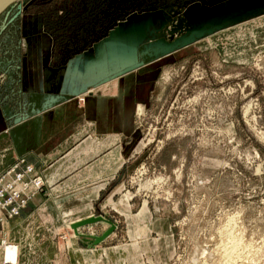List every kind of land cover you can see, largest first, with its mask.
<instances>
[{
  "label": "rangeland",
  "instance_id": "obj_1",
  "mask_svg": "<svg viewBox=\"0 0 264 264\" xmlns=\"http://www.w3.org/2000/svg\"><path fill=\"white\" fill-rule=\"evenodd\" d=\"M17 165L0 264H264V0L13 1L0 177Z\"/></svg>",
  "mask_w": 264,
  "mask_h": 264
},
{
  "label": "built area",
  "instance_id": "obj_2",
  "mask_svg": "<svg viewBox=\"0 0 264 264\" xmlns=\"http://www.w3.org/2000/svg\"><path fill=\"white\" fill-rule=\"evenodd\" d=\"M18 167L19 165L5 176L0 177V210L1 212L5 211L8 218L19 216L21 210L27 204V193L31 186L28 176L32 173V168H27V173L24 176L16 172ZM41 185V181H36V187H41ZM15 261L9 263L14 264ZM6 263H8L7 260Z\"/></svg>",
  "mask_w": 264,
  "mask_h": 264
},
{
  "label": "water",
  "instance_id": "obj_3",
  "mask_svg": "<svg viewBox=\"0 0 264 264\" xmlns=\"http://www.w3.org/2000/svg\"><path fill=\"white\" fill-rule=\"evenodd\" d=\"M12 3V2H11ZM11 3H9V4H7V6H5L4 7V9L5 8H7L8 7V5H10ZM102 221H104V222H107V223H110L109 221H107L105 218H103V217H88V218H86V219H83V220H81V221H79V222H77V223H75L74 225H73V230L77 233V230L79 229V228H82V227H86V226H89V225H93V224H95V223H98V222H102ZM111 224V223H110ZM115 229V226L114 225H112V227H111V229L103 236V237H101V238H96V243H98V242H101L103 239H105L113 230Z\"/></svg>",
  "mask_w": 264,
  "mask_h": 264
},
{
  "label": "bare ground",
  "instance_id": "obj_4",
  "mask_svg": "<svg viewBox=\"0 0 264 264\" xmlns=\"http://www.w3.org/2000/svg\"><path fill=\"white\" fill-rule=\"evenodd\" d=\"M13 1H16V0H0V12L2 10L4 11V7L7 6V4H9V3L13 2ZM0 212H1V210H0ZM100 223H107V222L102 221ZM74 224L71 225V228L73 227ZM80 230H81V228H79L77 230V233L75 232V234L77 236H83V235H80V233H79ZM5 251H6V254H7L6 260H7L8 263L11 262V261H15L17 259V257H18L17 248H15V247H8L7 246V247H5Z\"/></svg>",
  "mask_w": 264,
  "mask_h": 264
},
{
  "label": "crops",
  "instance_id": "obj_5",
  "mask_svg": "<svg viewBox=\"0 0 264 264\" xmlns=\"http://www.w3.org/2000/svg\"><path fill=\"white\" fill-rule=\"evenodd\" d=\"M37 156H39V159H44V157L42 156V155H38L37 154ZM34 156H30L29 157V159H31V158H33ZM40 202V201H39ZM81 220H83V219H79V220H76V221H73V222H71V223H69V225H72V224H74V223H76V222H79V221H81ZM106 224V223H105ZM79 233H80V231H79Z\"/></svg>",
  "mask_w": 264,
  "mask_h": 264
}]
</instances>
